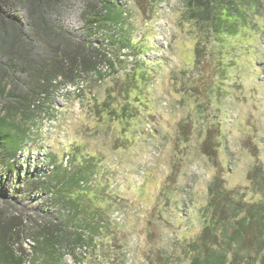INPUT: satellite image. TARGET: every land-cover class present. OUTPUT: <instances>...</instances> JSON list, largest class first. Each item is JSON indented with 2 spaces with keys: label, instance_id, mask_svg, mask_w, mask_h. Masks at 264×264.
<instances>
[{
  "label": "trees",
  "instance_id": "1",
  "mask_svg": "<svg viewBox=\"0 0 264 264\" xmlns=\"http://www.w3.org/2000/svg\"><path fill=\"white\" fill-rule=\"evenodd\" d=\"M73 1L80 2L76 26L63 18L65 4ZM128 9L121 0H0V264H65L67 255L77 264L87 259L114 264L112 205L106 191L94 186L95 156H71L70 167L52 157L53 166L29 174L20 166L35 129L69 85L81 95L87 77L117 76L115 88L95 104L97 113L108 121H128L139 113L132 88L148 81L147 64L138 73L120 74L128 61L123 50L136 48ZM181 9L178 23L191 25L187 36L195 41L193 62L185 67L186 78L193 76L186 101L194 98V106L179 124L186 136L198 115L206 123V114L225 113L216 100L228 89L214 82V60L222 71L235 68L242 54L256 64L264 40V0H183ZM220 123L217 118L199 128L200 150L216 168L207 201L197 211L200 231L185 236L169 256L181 264H264V162L256 132H247L255 158L246 173L249 194L228 186ZM180 169H172L170 177ZM173 192L164 184L159 194L170 199ZM159 253L153 251L147 264H167Z\"/></svg>",
  "mask_w": 264,
  "mask_h": 264
},
{
  "label": "rangeland",
  "instance_id": "2",
  "mask_svg": "<svg viewBox=\"0 0 264 264\" xmlns=\"http://www.w3.org/2000/svg\"><path fill=\"white\" fill-rule=\"evenodd\" d=\"M121 1L129 8L136 45L134 52L130 48L122 52L131 57L121 69V78L135 70L138 73L142 63L147 64L149 74L142 88H132L133 95L139 96V113L128 121L100 117L95 104L105 98L107 89L115 88L117 76L102 81L87 77L81 95L69 87L56 95L55 111L35 129L32 144L22 152L20 168L29 174L50 163L53 166V158L59 164L67 156L84 160L94 155V186L106 191L104 197L112 205L114 264H147L153 251L158 254L160 249L159 254L165 256L161 262L181 264L169 255L175 254L185 236L192 238L200 231L197 211L207 201L208 184L216 172L200 150L201 124L212 125L221 119L225 139L219 154L229 168L225 173L230 188L250 194L246 173L255 158L253 139L247 132H256L254 142L264 162V40L254 66L243 54L238 65L226 71L214 60V82L228 89L216 100L225 113L206 114V123L198 115L194 129L184 136L179 124L188 119L194 106V98L186 101L193 76L186 78L185 67L193 62L195 41L187 36L191 25L178 23L183 0ZM73 2L65 4L63 18L76 26L80 2ZM75 162L72 160V168ZM178 166L180 173L170 177ZM164 184L175 190L170 199L159 194ZM65 264H73L70 257H65ZM83 264L99 263L87 259Z\"/></svg>",
  "mask_w": 264,
  "mask_h": 264
},
{
  "label": "built area",
  "instance_id": "3",
  "mask_svg": "<svg viewBox=\"0 0 264 264\" xmlns=\"http://www.w3.org/2000/svg\"><path fill=\"white\" fill-rule=\"evenodd\" d=\"M128 57H131V56H128ZM82 86H84V85H82ZM68 87H69L70 89H74V90H73L74 92L77 91V87L74 86V85H69V86H67V87H66V90H67ZM63 163H64V166H66V167L69 166V156H67V157L64 159ZM30 243H31V242H30ZM28 244H29V243H28ZM67 256L71 258V261H72L73 264H77V262L72 258L71 255H67Z\"/></svg>",
  "mask_w": 264,
  "mask_h": 264
}]
</instances>
